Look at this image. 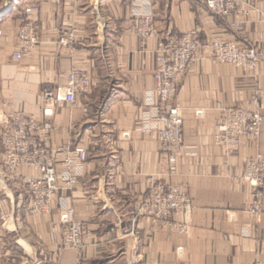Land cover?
I'll return each mask as SVG.
<instances>
[{
  "label": "crops",
  "instance_id": "1",
  "mask_svg": "<svg viewBox=\"0 0 264 264\" xmlns=\"http://www.w3.org/2000/svg\"><path fill=\"white\" fill-rule=\"evenodd\" d=\"M240 2L249 15L235 30L233 18L214 15L204 0H0V132L12 111H24L51 124L52 148L71 144L89 153L77 187L59 192L51 215L28 212L24 178L37 175L33 167L0 196V264H130L134 249L139 264H264V199L259 218L247 215L252 189L242 180L246 160L264 157V126L258 143L245 139L232 154L215 142L224 109L247 107L256 90L264 109V61L243 70L198 55L178 85L175 105L188 150L171 175L168 153L155 137L162 128L154 96L157 43L142 40L130 25L151 13L162 35L198 30L202 40L264 53V0ZM32 5L40 7V45L17 61L18 31ZM65 33L75 34L73 50L59 44ZM73 67L87 70L92 81L74 106L65 101ZM47 91L52 104L43 101ZM2 153L0 147V160ZM150 178L190 194L195 209L173 219L187 233L138 215ZM69 208L91 240L84 250L60 252V219Z\"/></svg>",
  "mask_w": 264,
  "mask_h": 264
},
{
  "label": "built area",
  "instance_id": "2",
  "mask_svg": "<svg viewBox=\"0 0 264 264\" xmlns=\"http://www.w3.org/2000/svg\"><path fill=\"white\" fill-rule=\"evenodd\" d=\"M59 5L62 0H43ZM207 9L222 19L233 18L232 27L239 30L242 21L249 15L241 7L240 0H204ZM25 21L18 31V50L14 59L21 61L40 45L38 33L40 24L37 15L39 5L25 8ZM130 25L142 40L157 43V70L154 74V96L158 103V123L162 125L155 137L168 153L169 173H175L177 158L188 147L185 142L184 119L175 105L178 85L187 74L191 64L199 54L208 57L213 63L232 65L243 70H255L264 61V53L252 45H239L226 40H202L198 30L182 34H165L160 31L159 21L151 13L136 15ZM2 32L0 31V36ZM59 44L66 50H73L76 44L74 33L61 35ZM92 87L87 70L73 67L65 82V101L74 106L80 94H86ZM262 92L256 90L251 102L245 108H227L217 126L215 142L229 153L235 152L240 143L248 138L259 142L264 126V109L261 104ZM46 104L54 103L52 91L43 95ZM5 128L0 132V196L9 185L23 179L22 170L35 168L37 175L25 177L28 212L34 217L51 215L54 202L60 191H73L81 177L83 165L89 159L87 150L71 144L52 148V126L40 123L36 117L24 111H12L5 119ZM252 189L253 202L247 215L259 218L264 199V157L247 159L242 178ZM195 204L190 194L180 185L163 183L156 178L148 181V192L138 209V215L147 222H155L164 228H171L181 234L188 232L185 224L173 221V217L183 212L193 211ZM2 221L7 217L2 215ZM63 239L59 251L69 249L84 250L91 240L89 227L75 219V211L67 209L60 219ZM138 251L131 253L130 264H139ZM260 264V263H255Z\"/></svg>",
  "mask_w": 264,
  "mask_h": 264
},
{
  "label": "rangeland",
  "instance_id": "3",
  "mask_svg": "<svg viewBox=\"0 0 264 264\" xmlns=\"http://www.w3.org/2000/svg\"><path fill=\"white\" fill-rule=\"evenodd\" d=\"M183 213H186V212H183ZM180 214H181V213H180ZM180 214H179V215H180ZM177 216H178V215H177ZM175 217H176V216H175ZM175 217H173V218H175ZM138 255H139V254H138Z\"/></svg>",
  "mask_w": 264,
  "mask_h": 264
},
{
  "label": "bare ground",
  "instance_id": "4",
  "mask_svg": "<svg viewBox=\"0 0 264 264\" xmlns=\"http://www.w3.org/2000/svg\"><path fill=\"white\" fill-rule=\"evenodd\" d=\"M75 250V249H74Z\"/></svg>",
  "mask_w": 264,
  "mask_h": 264
}]
</instances>
